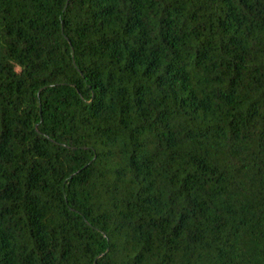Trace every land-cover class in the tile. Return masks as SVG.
Here are the masks:
<instances>
[{
  "label": "trees",
  "instance_id": "16d2710c",
  "mask_svg": "<svg viewBox=\"0 0 264 264\" xmlns=\"http://www.w3.org/2000/svg\"><path fill=\"white\" fill-rule=\"evenodd\" d=\"M0 264H264V0H0Z\"/></svg>",
  "mask_w": 264,
  "mask_h": 264
}]
</instances>
